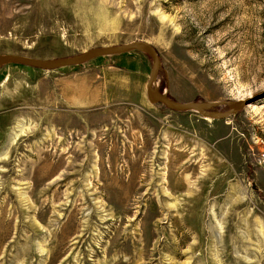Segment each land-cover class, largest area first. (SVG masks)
I'll use <instances>...</instances> for the list:
<instances>
[{
	"label": "rangeland",
	"instance_id": "obj_1",
	"mask_svg": "<svg viewBox=\"0 0 264 264\" xmlns=\"http://www.w3.org/2000/svg\"><path fill=\"white\" fill-rule=\"evenodd\" d=\"M143 40L154 90L251 102L219 120L152 104L137 50L1 67L0 264H264V0H0V55Z\"/></svg>",
	"mask_w": 264,
	"mask_h": 264
},
{
	"label": "water",
	"instance_id": "obj_2",
	"mask_svg": "<svg viewBox=\"0 0 264 264\" xmlns=\"http://www.w3.org/2000/svg\"><path fill=\"white\" fill-rule=\"evenodd\" d=\"M137 50L146 53L152 59V72L149 75L146 83L147 99L152 104H163L173 110H193L200 114L203 118H209L213 120L225 119L242 110L246 107L251 99H239L229 101H203V102H189L183 103L177 100H172L160 90H154L156 83V77L160 66V56L155 47L146 41H132L128 44L114 45V46H99L97 48H91L83 53L71 55L70 57H55V59H36L28 56H21L17 54H1L0 55V68L5 65L18 64L23 66H29L35 69H44L48 71L55 70L57 68L69 67L70 65L84 64L87 61L97 59L101 56H114V54L129 53V51ZM227 106L226 111L217 110L218 106Z\"/></svg>",
	"mask_w": 264,
	"mask_h": 264
},
{
	"label": "crops",
	"instance_id": "obj_3",
	"mask_svg": "<svg viewBox=\"0 0 264 264\" xmlns=\"http://www.w3.org/2000/svg\"><path fill=\"white\" fill-rule=\"evenodd\" d=\"M78 80L82 82V80L80 79ZM98 90H99V87H94L93 82H90L89 86L88 87L85 86L84 89L82 90L78 89V90L73 91L71 88V90H69L68 95L70 99L72 97L73 100H76V104L74 105L80 108H86L88 106L93 105L94 98L99 97V94H97L99 93ZM0 133H1V130H0Z\"/></svg>",
	"mask_w": 264,
	"mask_h": 264
},
{
	"label": "bare ground",
	"instance_id": "obj_4",
	"mask_svg": "<svg viewBox=\"0 0 264 264\" xmlns=\"http://www.w3.org/2000/svg\"><path fill=\"white\" fill-rule=\"evenodd\" d=\"M14 132L17 134V133H21L22 134V132H23V129L21 128V129H14ZM17 135H19V134H17ZM16 135V136H17ZM15 136V137H16Z\"/></svg>",
	"mask_w": 264,
	"mask_h": 264
},
{
	"label": "trees",
	"instance_id": "obj_5",
	"mask_svg": "<svg viewBox=\"0 0 264 264\" xmlns=\"http://www.w3.org/2000/svg\"><path fill=\"white\" fill-rule=\"evenodd\" d=\"M16 65V64H15Z\"/></svg>",
	"mask_w": 264,
	"mask_h": 264
}]
</instances>
